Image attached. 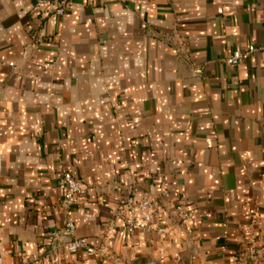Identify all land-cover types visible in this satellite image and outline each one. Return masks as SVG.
I'll list each match as a JSON object with an SVG mask.
<instances>
[{
	"label": "crops",
	"instance_id": "0c3cea01",
	"mask_svg": "<svg viewBox=\"0 0 264 264\" xmlns=\"http://www.w3.org/2000/svg\"><path fill=\"white\" fill-rule=\"evenodd\" d=\"M57 1L0 0L4 263L246 264L253 236L264 264V50L225 61L264 46V0ZM62 169L86 188L67 213ZM143 191L166 232L111 226ZM65 217L107 256L68 251Z\"/></svg>",
	"mask_w": 264,
	"mask_h": 264
},
{
	"label": "built area",
	"instance_id": "2783aa9c",
	"mask_svg": "<svg viewBox=\"0 0 264 264\" xmlns=\"http://www.w3.org/2000/svg\"><path fill=\"white\" fill-rule=\"evenodd\" d=\"M70 0H58L55 14H62L65 6ZM93 1V0H88ZM33 42L39 44L43 41L42 34L32 35ZM264 46L249 44L244 50H234L229 56L225 58L228 64H237L243 59L248 58L252 53L263 51ZM201 69L197 68L196 72H200ZM58 188L62 192V198L60 204L65 213L69 212L72 208L76 207L82 201L83 196L86 193L80 181L72 174L68 169H62L58 177ZM153 204V198L147 191H143L139 194L129 195L124 202L116 206L111 210V226L115 225L116 221H121L122 224L128 228L137 227L142 230H152V221L154 220L159 225L156 226V230L159 233L166 232V226L160 224L161 213L159 210L151 211L150 208ZM174 220L177 222L182 221L192 216V211L186 208L183 201H179L174 205L173 210L169 212ZM60 243L66 247L68 251H75L83 249L86 254L94 258H104L107 256V249L104 246L92 245L86 237L77 236L75 233V224L73 221L65 217L62 220V230L59 234ZM248 255L239 256V259L246 264H259L260 258L263 253V247L256 245V238L253 236L248 237ZM57 245L53 246L55 249ZM248 258V260H246ZM0 264L4 263V258L0 254Z\"/></svg>",
	"mask_w": 264,
	"mask_h": 264
}]
</instances>
